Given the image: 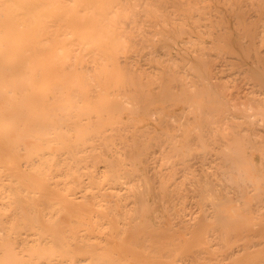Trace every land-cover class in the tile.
Segmentation results:
<instances>
[{"label": "bare ground", "instance_id": "bare-ground-1", "mask_svg": "<svg viewBox=\"0 0 264 264\" xmlns=\"http://www.w3.org/2000/svg\"><path fill=\"white\" fill-rule=\"evenodd\" d=\"M252 4L0 0V264H264Z\"/></svg>", "mask_w": 264, "mask_h": 264}, {"label": "rangeland", "instance_id": "rangeland-1", "mask_svg": "<svg viewBox=\"0 0 264 264\" xmlns=\"http://www.w3.org/2000/svg\"><path fill=\"white\" fill-rule=\"evenodd\" d=\"M246 1V6L243 7V9H245V13L247 15H249L248 10L250 11V17H252V15H254V18H252L251 20L255 21L256 20V15H257V8L252 4L254 3L255 0H245ZM142 7L140 5H134L132 7V11L128 14V18H125V24H124V28H127L128 31V38H132V39H136L137 42L141 43L144 42V39L147 38V33L148 31L152 30V23L150 22H146V19L143 18L142 16ZM227 13H230V10H227ZM247 21V35L245 34V30L241 29V27L236 30L237 36L240 37L241 40V45H248L249 46V52L247 55V60L248 61H252L253 59H255L257 56L263 55L264 54V22L261 24V26L255 31V29L252 27L253 24H255V22L253 21ZM154 24V23H153ZM156 24H160V23H156ZM162 27H166L167 23H161L160 24ZM131 26V27H130ZM226 26L225 23H214L211 25V30H212V34H211V38L213 36V34L220 30L221 28H224ZM132 28V29H131ZM249 28L253 30L252 33H250ZM205 40H211V38H209V35H205L204 36ZM127 45H130L131 48L133 50H131L130 55H134L135 58L138 59V61L142 62L143 64H153V55L152 54V50H145L142 49L146 46L139 44L141 46H135L133 45V43H127ZM231 49H229L227 46H222L219 49L220 53V57H225L227 60L232 61L237 55L233 54L230 52ZM161 51V50H160ZM162 52V51H161ZM154 54V52H153ZM151 63V64H150ZM148 65V66H149ZM263 140H264V135H263ZM263 202H264V194H263ZM264 205V204H263Z\"/></svg>", "mask_w": 264, "mask_h": 264}]
</instances>
